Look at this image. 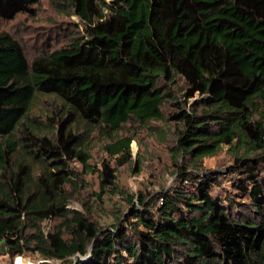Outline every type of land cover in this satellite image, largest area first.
Returning <instances> with one entry per match:
<instances>
[{"label":"trees","instance_id":"1","mask_svg":"<svg viewBox=\"0 0 264 264\" xmlns=\"http://www.w3.org/2000/svg\"><path fill=\"white\" fill-rule=\"evenodd\" d=\"M39 1L0 0V18L32 13ZM61 1L84 31L59 49L28 61L0 30V256L264 264V0ZM166 102L175 107L176 178L157 197L135 199L116 182L134 137L120 132L165 121ZM98 133L109 137L116 166L89 162L87 143ZM224 147L230 190L220 174L200 170ZM72 161L97 175L100 206L105 194L124 200L108 224L69 207ZM134 163L138 171L141 159ZM47 220L58 223L45 233Z\"/></svg>","mask_w":264,"mask_h":264},{"label":"rangeland","instance_id":"2","mask_svg":"<svg viewBox=\"0 0 264 264\" xmlns=\"http://www.w3.org/2000/svg\"><path fill=\"white\" fill-rule=\"evenodd\" d=\"M109 1V0H106ZM32 13H19L12 20L0 18V30L8 33L15 39L23 49L28 61L42 51H53L67 45L71 37L84 31L83 22L74 14L71 9L61 0H40L32 5ZM177 85L173 89L179 100L185 98L186 88L182 79L177 78ZM198 95L187 100L186 106L194 100L199 99ZM43 104L38 102L35 111H38ZM165 121L152 120L147 124H126L120 135L126 136L134 133L131 142V161L117 169L118 185L133 194L135 199L139 194L149 198H155L160 191L168 189L174 182L176 175L171 161V147L175 136V123L168 117L175 111L172 103L166 102L163 107ZM106 135L94 134L87 143V151L91 156L90 163L99 165L102 159L109 160L115 165V158L108 155L104 145L108 143ZM141 159V166L135 170L136 158ZM233 166V158L227 153L224 147L217 155L205 157L201 171H212L221 175V187L231 189L230 180L226 173L228 168ZM71 170L76 173L75 185L66 184L65 189L69 192V207L81 211L85 216L92 218L101 225L112 221L119 205L126 204L120 195H103L104 204L100 206L96 202L94 193L98 192V178L96 174L85 173L78 161H72ZM173 172V173H172ZM219 191V192H218ZM213 193L222 197L224 192L216 188ZM127 212V211H126ZM58 221L47 220L41 226L43 231L48 232ZM22 258L23 264H64L59 260L50 259L47 262L38 263L39 256L27 254L16 256ZM15 257L11 259L7 255L0 256V264H16ZM69 260L73 261V258Z\"/></svg>","mask_w":264,"mask_h":264},{"label":"built area","instance_id":"3","mask_svg":"<svg viewBox=\"0 0 264 264\" xmlns=\"http://www.w3.org/2000/svg\"><path fill=\"white\" fill-rule=\"evenodd\" d=\"M16 259L18 258V257H15ZM20 258V257H19ZM16 259H15V263H16ZM47 261H49V259H42V258H39V260H38V263H43V262H47Z\"/></svg>","mask_w":264,"mask_h":264},{"label":"bare ground","instance_id":"4","mask_svg":"<svg viewBox=\"0 0 264 264\" xmlns=\"http://www.w3.org/2000/svg\"><path fill=\"white\" fill-rule=\"evenodd\" d=\"M22 261H23L22 258H19V257H18V258L16 259V264H23Z\"/></svg>","mask_w":264,"mask_h":264},{"label":"water","instance_id":"5","mask_svg":"<svg viewBox=\"0 0 264 264\" xmlns=\"http://www.w3.org/2000/svg\"><path fill=\"white\" fill-rule=\"evenodd\" d=\"M77 257H79V255H77V254L74 255L73 257H71V258H73V262H75V260H76Z\"/></svg>","mask_w":264,"mask_h":264}]
</instances>
